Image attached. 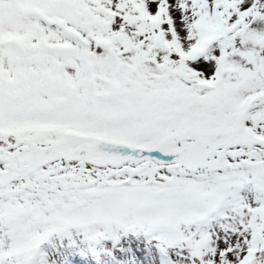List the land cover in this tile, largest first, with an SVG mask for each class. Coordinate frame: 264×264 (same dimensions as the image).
Returning a JSON list of instances; mask_svg holds the SVG:
<instances>
[{"label": "snow or ice", "instance_id": "1", "mask_svg": "<svg viewBox=\"0 0 264 264\" xmlns=\"http://www.w3.org/2000/svg\"><path fill=\"white\" fill-rule=\"evenodd\" d=\"M0 264H264V0H0Z\"/></svg>", "mask_w": 264, "mask_h": 264}]
</instances>
